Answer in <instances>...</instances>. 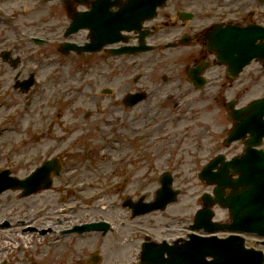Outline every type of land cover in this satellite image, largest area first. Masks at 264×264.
<instances>
[{
  "label": "flooded vegetation",
  "instance_id": "1",
  "mask_svg": "<svg viewBox=\"0 0 264 264\" xmlns=\"http://www.w3.org/2000/svg\"><path fill=\"white\" fill-rule=\"evenodd\" d=\"M53 4L52 11L54 10L58 21H62L63 30L59 38V34L56 33L58 27L57 30L52 29V39L45 41L46 43L50 41V45L63 56L61 59L57 57L59 62L69 58L68 61L76 59V64L91 59L98 62L134 65L150 62L160 66L154 68V71L153 69L149 71L148 75L139 74L131 78L124 76L121 79L117 75L110 86L98 89L101 101L104 99L103 91L111 97L105 108L111 107L114 113L119 112L114 117V143L121 162L127 161V166L121 167V171L118 156L115 157L114 167L108 175L104 169L70 166V162L76 159V154L55 145L58 141L67 142L69 136H57L53 128L58 121L50 119L44 120V124L36 131L37 135L33 137L37 142L48 140L40 142L31 154L28 153L30 154L28 157L21 156L15 161L11 160L12 157L0 159V172H5L3 183L6 187L0 193V264H121L120 259L124 256L120 255L117 249L133 245L136 250L131 253L130 261L122 263L132 264L139 259L145 241L160 242L168 236L164 235L167 233L164 231L167 228L165 211L134 214L135 205L138 202H150L155 190L142 193L140 189H132L128 182V176L133 175L136 168L133 156L120 150V144L124 140L121 134L124 132L119 131L128 129L133 131L135 127L133 123L140 119L139 110L150 109L148 104L130 106L128 94L147 92L146 101L150 102L153 97L157 108L166 109L164 104L167 103L164 102L168 101L158 98L161 87L169 82L182 89V77L188 82L187 77L182 76L188 66H201L203 63L210 65L211 62H215L217 54L208 48L223 45L219 41L222 35L228 40L224 43L225 46H246L249 37L246 28L254 25L264 27V0H53ZM95 4H98V10H92ZM154 10V16H149ZM95 11L96 16L93 14ZM79 12L87 14L81 16L78 15ZM104 13L115 16L108 17ZM82 21L86 26L96 24L102 30L99 38L101 42L105 39L118 40L97 52L70 51L62 54L59 48L63 42L80 46L91 42L90 29L86 26L65 35L67 28L80 25ZM125 26L128 28H124ZM104 28H109V32H104ZM114 29L119 31L112 32ZM209 38L211 44L208 42ZM148 46L153 47V50H140ZM122 47L131 49V52L114 56L108 50ZM6 49L8 48H4ZM172 49L180 51L181 61L177 56L164 54ZM151 51L157 52L159 56H151ZM228 54L230 57L235 56L232 50H228ZM4 64L15 69L12 63L1 61L0 70ZM81 69L80 65L77 71ZM162 69H167V72L160 73ZM228 70L229 67L224 66L223 79L228 84V90L236 89L235 96L240 93L246 94L253 87L264 88V59L258 57L252 59L236 78H232ZM17 74L19 78H25L22 71L17 70L14 72V80ZM205 74L210 77L211 68L207 69ZM143 75H146V79L141 81ZM213 76L218 75L213 73ZM118 84L122 87H117ZM188 84L193 86L191 82ZM3 86L0 84V88ZM152 86L154 88L151 89ZM11 90L18 91L13 85ZM175 94L176 92L172 90L166 92L168 98H174ZM261 94L264 95V90ZM97 105L105 106L102 102ZM173 107L179 108L180 103ZM194 112V116L199 120V111ZM8 116L7 113L5 119ZM24 131H28V128H21L18 134ZM147 154L149 153L144 152L143 156ZM104 157L103 155V159ZM51 159H57V162L47 171L52 177V184L47 188L24 194L23 187L10 186L14 182L23 184L27 176ZM159 175L160 173L156 174L157 183ZM113 177H116L115 180ZM96 179L97 186L92 183V180ZM128 189L132 192H127ZM96 192L99 193L96 195ZM161 214L164 215L162 220L158 219V215ZM120 220H127V225L123 227V230L127 228L123 237H121L123 231L120 232ZM91 222L103 223L100 230L90 232L73 230ZM87 234L92 237L91 242L88 241ZM179 237L182 236H176ZM262 241L263 238L251 236L247 245L262 250L264 257ZM105 249L111 253L115 251L114 255H108L114 258L105 260L103 256Z\"/></svg>",
  "mask_w": 264,
  "mask_h": 264
},
{
  "label": "rangeland",
  "instance_id": "2",
  "mask_svg": "<svg viewBox=\"0 0 264 264\" xmlns=\"http://www.w3.org/2000/svg\"><path fill=\"white\" fill-rule=\"evenodd\" d=\"M0 7V51L11 48L15 54L21 56L18 69L4 64L0 70V84L4 85L0 88V106L2 105L0 159L12 157L11 160L15 161L21 156L28 157L40 142L48 140L37 142L33 137L37 135L36 131L44 124V120L50 119L58 121L53 128L57 136H69L67 142L58 143V141L55 145L76 154V159L70 162V166L104 169L108 175L114 167L115 157L118 156L120 160V154L117 155L119 151L115 149L116 143L110 140L115 136L113 121L119 112L114 113L111 107L105 108L111 97L103 95L104 99L101 101L98 88L111 84L117 75L131 78L132 75L140 72L147 73L152 69L154 71V68L160 65L148 62L133 66L128 63L98 62L91 59L76 64V59L68 61L69 58L59 62L57 57L61 59L63 56L50 45V41L46 44H35L31 39L32 36H39L51 40L52 29L56 27H58L56 33L61 38L63 23L58 21L54 10L52 11L53 0H0ZM52 36L54 38V35ZM164 54L177 56L181 61L180 51L176 49L166 51ZM150 55L159 56L154 51ZM80 65L82 69L77 71ZM17 70L22 71L25 77L30 71H34L37 75L35 85L28 93L11 90L14 72ZM163 71L167 69H162L160 73ZM213 71L218 75L216 78L219 77L221 87L213 86L215 84L213 82L200 91L196 89L195 91L184 77H182V89L175 83H165L166 85L159 90L158 98H163L167 91L176 92L174 98L171 97L168 102H164L167 103L164 104L166 109L157 108L153 97L150 102L141 104L142 106L148 104L150 109L139 110L140 119L133 125H135V132H138L149 118L147 120L149 124L145 123L147 134L145 131L135 133L136 137L130 138L129 144L126 141L120 144L122 152H129L131 155L134 151L137 153L133 157L135 173L128 176L132 189H140L142 193L152 192L158 186L156 174L164 170L172 172L175 187L180 189V194L177 201L164 213L167 215V233L164 235L168 237L186 236L190 231L189 225L194 213L201 206L200 196L205 190H209V186L198 178V172L203 165L218 152L225 150L228 156H233L244 149L241 141L234 142L230 147H226L223 143L231 126L223 106V97H231L230 95H234L233 92L236 89H233V92L228 90V84L223 82L222 67H215ZM145 77L146 75H143L141 81ZM116 86L122 87L120 84ZM263 90L264 88L260 87L250 88L249 92L242 97V103L258 97ZM100 102L105 106L98 107L97 104ZM176 103H180L179 108L173 107ZM194 111H199L198 118L203 114L199 119L204 120V123L198 121ZM3 113H11L12 118L2 119ZM88 113L89 116H87ZM2 120L3 124L6 123L11 128L17 126L16 123L26 125L28 131L16 136L2 126ZM119 132H124L123 135L121 134L122 138H129L134 134L129 129ZM143 133L146 135L144 138ZM144 152L149 154L140 157ZM22 153L25 155H21ZM102 154L105 156L104 159ZM123 155L125 156V153ZM120 163L121 171V167L127 166V161L120 160ZM113 178L115 180L116 177ZM92 183L97 186V182L92 181ZM129 189L127 192H132ZM227 217V211L217 208V219L226 220ZM158 219H164V215H158ZM120 226V232L123 231L121 237H123L127 228L123 230L125 226ZM87 236L88 241L91 242L92 237L89 234ZM135 250L133 245L118 248L119 254L124 256H120V263L130 261L131 253ZM114 253L115 251L111 253L105 249L103 256L105 260H109L114 258L109 257Z\"/></svg>",
  "mask_w": 264,
  "mask_h": 264
},
{
  "label": "water",
  "instance_id": "3",
  "mask_svg": "<svg viewBox=\"0 0 264 264\" xmlns=\"http://www.w3.org/2000/svg\"><path fill=\"white\" fill-rule=\"evenodd\" d=\"M248 108L253 110L255 116L247 120L255 124L235 126L227 139L230 143L250 132L252 137L247 139V152L229 161L219 156L199 174L200 178L206 179L208 183H216L217 186L214 198L209 194L204 195V207L197 212L191 226L193 229H203L205 232L232 230L264 235V150L252 148L261 142L260 138L264 134V98L253 101ZM219 162H222V166L218 165ZM216 167H219L218 170L213 171ZM232 174H238V177L233 178ZM161 182L156 200L148 204L143 212L165 208L176 199L179 191L171 188L173 178L170 173H165ZM227 188L230 192L226 191ZM215 203L228 209L230 223L212 220L214 212L209 206ZM223 249L241 251L244 249V238L232 235L218 239L216 236L190 233L189 239L175 245L148 243L144 245L140 264H259L253 252L232 253ZM209 256L215 259L209 261Z\"/></svg>",
  "mask_w": 264,
  "mask_h": 264
},
{
  "label": "bare ground",
  "instance_id": "4",
  "mask_svg": "<svg viewBox=\"0 0 264 264\" xmlns=\"http://www.w3.org/2000/svg\"><path fill=\"white\" fill-rule=\"evenodd\" d=\"M16 133V131L14 132V134Z\"/></svg>",
  "mask_w": 264,
  "mask_h": 264
}]
</instances>
